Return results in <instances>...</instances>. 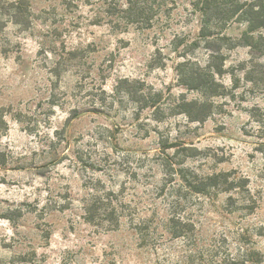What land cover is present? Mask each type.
<instances>
[{
  "label": "rangeland",
  "instance_id": "obj_1",
  "mask_svg": "<svg viewBox=\"0 0 264 264\" xmlns=\"http://www.w3.org/2000/svg\"><path fill=\"white\" fill-rule=\"evenodd\" d=\"M109 2L0 0V264H204L161 230L157 248L143 245L129 219L157 212L160 223L170 191L206 248L264 264V86L239 69L250 48H223L224 89H194L182 68L207 74L211 53L199 0H149L129 24ZM245 28L219 31L240 38ZM169 158L200 174L232 171L245 187L175 190ZM95 186L129 205L118 228L86 220Z\"/></svg>",
  "mask_w": 264,
  "mask_h": 264
},
{
  "label": "trees",
  "instance_id": "obj_2",
  "mask_svg": "<svg viewBox=\"0 0 264 264\" xmlns=\"http://www.w3.org/2000/svg\"><path fill=\"white\" fill-rule=\"evenodd\" d=\"M148 3L149 0H110L108 4L113 9L109 12L116 14L126 24L134 23L140 20L134 15L142 16L147 10ZM197 8L202 16L199 39L205 42L211 53L207 63V74L198 71L189 72L182 68V76L188 78V82H192L191 88L201 91L212 90L215 94L220 88L224 89V84L216 78L217 74L224 72L226 54L223 48L229 49L239 45L248 46L252 53L250 60L239 65V69L245 72L246 81L254 82L255 80L256 85L261 81L264 86V0H199ZM232 21L243 22L246 26L240 38H233L219 31L221 26H226ZM256 75H262V77L255 79L253 76ZM125 82L132 92L130 87L133 83L127 78L121 83ZM122 87L123 85L120 84L119 88ZM148 98H154V96L150 93ZM78 114V110H74L71 118L77 117ZM175 146L169 145L171 148ZM163 165L167 176L178 177L179 182L176 181L174 185L175 190L178 191L185 189L191 193L206 196L212 192H231L245 187L246 179H239L233 175L232 171L200 174L190 171L183 163L173 161V158L167 159ZM166 181L173 182L168 179ZM177 184L178 189H176ZM175 196L173 191H170L168 199H165L166 212L162 219H159L160 223L156 222L157 212L152 217H145L146 219H140L135 223V216L129 217L126 211L129 205L125 203L119 189L114 186L109 188L95 186L85 199V218L88 222L106 223L108 229H116L122 219L128 216L143 245L157 248L158 245L155 243H160L157 232L161 230L162 234L167 235L170 240H178L189 247L185 251L192 263L199 259L204 264H247V259L243 256H237L231 252L220 256L216 245L206 248L204 242H199L196 220L193 219L183 198L180 196L176 199Z\"/></svg>",
  "mask_w": 264,
  "mask_h": 264
}]
</instances>
